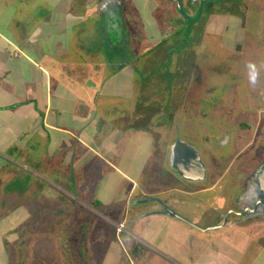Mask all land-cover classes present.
<instances>
[{
  "label": "crops",
  "instance_id": "obj_1",
  "mask_svg": "<svg viewBox=\"0 0 264 264\" xmlns=\"http://www.w3.org/2000/svg\"><path fill=\"white\" fill-rule=\"evenodd\" d=\"M174 6L0 0V264H34V244L54 248L52 226L72 233L75 221L91 226L67 239L89 242L83 264H264V220L234 225L208 217L214 180L184 181L163 162L174 144L167 148L156 130L168 122L165 113H180L195 62L188 53L174 58L173 46L149 57L183 22H195L181 20ZM208 15L202 28L218 33L222 24L227 49L244 47L255 27L264 30V10ZM259 65L264 72L263 57ZM226 81L238 77L228 73ZM254 90L251 98L264 93ZM46 187L68 200L43 197Z\"/></svg>",
  "mask_w": 264,
  "mask_h": 264
},
{
  "label": "rangeland",
  "instance_id": "obj_2",
  "mask_svg": "<svg viewBox=\"0 0 264 264\" xmlns=\"http://www.w3.org/2000/svg\"><path fill=\"white\" fill-rule=\"evenodd\" d=\"M225 1V6L218 5V0H211L210 4H215L216 2V10L220 9L221 11L224 10V12L230 11V7L232 9L235 8L234 10L239 11L240 14L243 12L246 13V11L253 13L264 10V0ZM205 7L206 5L204 6V11ZM208 19L209 15L204 13V17L201 19H196L194 23L190 22L188 25L186 24L183 30L177 36L166 41L165 45L160 46L159 49L156 47V49L150 52L152 55L149 57L160 58L156 55L160 54L161 56L166 46H173L175 47V50L173 51L174 58L181 57L183 53H188L190 56L189 58H194L195 80L197 82V80L204 79L205 85L203 86H205V95L211 92L212 96L204 98L199 106L201 109H196V111L200 112V115H197L196 113L195 115H192L195 120L193 123L195 129L194 133L189 130L190 136L187 139L188 141L192 142V146L199 153L202 159L208 163V184L212 183V179L216 176L217 171H223L226 168L227 174L224 177L223 184L219 186L216 191H219L221 188L222 195L227 197V207H229V205L232 207L233 205L234 208H239V204L243 201L244 204H253V197H251L252 195H249L251 188H253L254 185V181L252 179L254 174L260 170L262 164L264 163V116H262L263 119L260 121V125L257 126V129L250 130L251 134L255 132L257 133L256 135L254 134V140L244 153L240 151L244 143H235L234 138L232 143L223 146V144L221 145L222 141L218 140V137L223 132V128L226 129V127L231 125L230 122L232 119L236 120V117L239 116V119L241 114L244 115L243 113L237 111L239 108L236 107H240V109H242V107H247V105L251 104V102L254 100L251 97L255 94V86H251L248 83L247 68L246 66H243L242 63L244 61L247 62L252 58V62L257 64L259 71H263L262 65H259V58H264V30L259 28V26L255 27V33L251 38V41L248 42L247 35V40L245 41L244 47L237 45L235 53L232 54L230 51L225 50L221 43L220 31L223 27L222 24H220L221 30L218 33L217 30L206 32L204 28H202L203 23ZM217 25L218 23H216V26ZM191 31L192 36H189ZM182 44L187 46L183 47ZM241 51L244 52L243 55H241ZM241 56H243V59ZM240 69L246 70L245 76L238 74ZM220 70H223V72L227 75L228 73H234L238 77V82L233 83L231 90L227 91L226 95H230L227 97L224 96V86L217 85L214 88L218 81H211L213 78L218 77ZM160 71L166 72V69L160 68L158 72ZM262 75L263 79L261 83L257 84V86L261 85V89L264 90V72ZM207 87H209V89H207ZM240 88L243 89V92L239 93ZM190 103L191 106H193L194 103ZM227 104L232 107H229ZM229 108L234 109L233 111L236 112L227 115L226 111ZM254 119L256 120V118ZM236 133L237 132L232 135V138L235 137ZM180 135L181 137L185 136L181 133ZM246 136L247 133H245V137ZM212 158H217L219 162H211L210 159ZM222 161L223 163H221ZM226 161L230 163L227 166H224L227 164ZM242 162L243 164L240 166V163ZM244 176H246V178L245 180H242ZM248 178L250 179L251 183L247 185ZM246 185L248 187L249 193L246 192ZM45 191L46 192L43 193L44 196L42 195L43 197L50 196V198H57L58 195V197L68 200V197L63 193L59 191L52 192L53 190H51V187H46ZM232 217L235 218L234 214H232ZM56 226L57 227L52 226V235L50 236L52 240L51 243L54 248L51 249L49 247L50 249H48L44 244L36 242L33 248L29 251L30 253H33L35 257H33V259L29 257L28 260L30 262L33 260L34 264H77L80 259V264L85 263L87 259L85 258V260H81L79 255H83V252L89 255V250L86 249V246L89 249V242H76L72 241V239L70 241L67 239L72 237L75 238V234H83L84 232H87L88 229L91 230V226L88 227L81 224L79 221H75L72 222V233L69 232L70 228H68V231H62L60 235L57 234L60 226ZM65 232L72 234V236H68V234ZM114 232L115 236L118 235L116 226H114ZM123 233V231L120 232L118 238H123ZM58 246L61 250V253L58 250ZM43 250H45L44 255L42 252ZM27 254L30 255L28 252ZM73 256H75L74 259ZM91 261H93V259H91Z\"/></svg>",
  "mask_w": 264,
  "mask_h": 264
},
{
  "label": "flooded vegetation",
  "instance_id": "obj_3",
  "mask_svg": "<svg viewBox=\"0 0 264 264\" xmlns=\"http://www.w3.org/2000/svg\"><path fill=\"white\" fill-rule=\"evenodd\" d=\"M177 1L180 3V5H178ZM210 1L211 0H172V3H174V5H175L174 7L176 9V12L178 13L181 20H184V21L194 20V21H196V19H201L202 17H204V13L208 14L211 10L216 9V2H215V4H210ZM222 1L223 0H218V5L225 6L226 1L225 0L223 2ZM205 5H206V7H205V11H204ZM218 7H220V6H218ZM230 8H229L230 11H228V12L240 14L239 11L234 10L235 8L234 9H232V8L230 9ZM218 11H221V10L218 9ZM222 12H224V10ZM183 23H184V25L182 27V30L186 24L188 25L187 22H183ZM205 31L211 32L212 30L206 29ZM221 42H222V40H221ZM237 44L239 45V43H237ZM237 44L235 46H233V49L232 48L227 49V48H225V46L223 48H225V50L230 51L232 54H234L236 51ZM172 55H173V51H172ZM226 77L228 78V75L226 73H224L223 70H220L218 77L213 78L211 80V81H218V83L214 86V88L217 85L218 86L219 85L224 86L226 84H233V83H229L228 81H226ZM231 77H233V79L235 78L234 75H231ZM188 84L190 86V91H189V93L186 94L187 95L186 100L183 97H182L183 99H180V100H183V102L186 101L184 104L182 102L180 113L173 114V115H171L170 113H165L164 117L166 118V120H168V122L167 123L162 122L161 124L164 125V127L160 131L156 130V133L158 136L161 135V137L168 140V143L166 145L167 148H171L170 146L172 144H175L177 138H179V140H186L187 144L192 146V142L188 141V139H187L190 136L189 130L194 133V129H195V127L193 126V123L195 122V120H194L192 115L193 114L195 115V113L197 115H200V112L196 111V109L197 108L201 109V107H199V106H200V103H202L204 98L212 96L211 92L205 95V86H203V85H205L204 79L197 80V82H196L195 71H193L192 78L188 82ZM228 86L229 85H227V87H224V92H225L224 96L225 97L230 96V95H226L227 91H229L227 89ZM207 89H209V87H207ZM190 102L194 103L193 106H191ZM227 105L229 107H232L229 104H227ZM233 110L234 109L229 108L226 111L227 115L236 112ZM243 114L244 115L241 114L239 119H238L239 116L236 117V120L232 119L230 122L231 125L226 127V129L223 128V130H222L223 132L218 137V140L222 141L221 145L223 144V146L227 145V144L229 145L230 143H232V140L234 138H235V143H240V142L242 144L244 143L243 147L240 149V151L242 153H244L248 149V147L251 145V143L254 140V137L257 133V132H255V133L251 134L250 130L251 129H254V130L257 129V126L260 125V121H262V119H263L260 112L259 113L256 112L253 114L252 113L248 114L247 112H243ZM254 118H256V120ZM171 120L173 121V123L169 122ZM208 123H209V121H208ZM213 124H215V123H213ZM235 132H237V133H236L235 137L232 138V135L235 134ZM180 133L185 135V136L181 137ZM245 133H247L246 137H245ZM225 138H227L226 143H224ZM174 147L175 146L173 145L172 149H170L171 152H173L172 151L173 149L175 150ZM180 149H182V147ZM210 160L213 163L219 162V160L217 158H212ZM163 162L167 166L168 161H167L166 157H165ZM221 163H223V161ZM229 163L230 162H227V164L224 166H227ZM167 168H169V167L167 166ZM166 170H169V169H166ZM170 170H173V169H170ZM226 174H227L226 168L223 171H217L216 176L213 178L215 183L213 182L211 185L214 186V184H215L214 188L216 186L217 187L221 186L223 184L224 177ZM193 178H196V177H193ZM192 180L193 179H191L190 181H192Z\"/></svg>",
  "mask_w": 264,
  "mask_h": 264
},
{
  "label": "water",
  "instance_id": "obj_4",
  "mask_svg": "<svg viewBox=\"0 0 264 264\" xmlns=\"http://www.w3.org/2000/svg\"><path fill=\"white\" fill-rule=\"evenodd\" d=\"M177 3L178 5H180L178 1ZM262 79H260L259 83H261ZM260 94H258V97L252 98L254 100L251 102V104H248L247 107H244L242 110L245 111V110H249L250 108L254 112L260 111L261 115L264 116V93H262L261 95ZM174 146H175L174 147L175 150L173 149L172 150L173 152H171L170 150L168 151L169 154L167 158L168 159L167 165L169 167L171 166L172 169L176 171L179 179H182L184 181L193 179V181L195 182L198 181L197 182L198 184L200 182L202 184H206L209 180L207 175L208 163H206L205 160L202 159V157L199 155V153L195 150L193 146L187 144L186 140H179V138H177ZM181 147L182 149H180ZM242 164L243 162L240 163V166H242ZM243 178L242 180H245L246 176H244ZM252 180L254 181V185L253 188H251L250 193L248 192V187H247V185L251 183L249 178H248V183L246 185L247 187L246 192H248L249 195L250 196L252 195L251 197H253L252 205L244 204L243 201L242 203L239 204V208L237 207L234 208L233 205L232 207L231 205L227 207L226 205L228 204L226 202L227 197H225V195H222L220 188V190L217 193V197L214 199V201H216L214 208L211 207L212 209L209 210L210 214H208V217L216 214L217 215L216 219L217 218L218 219L220 218V220L222 219V223L230 222L234 225L235 224L240 225L247 222H256V221L264 220V163L262 164L260 170H258L254 174ZM163 207H164V211L167 212L168 214L182 218L180 215H178L174 210L170 209L169 207L167 206H163ZM232 214H234L235 218L232 217ZM201 218L203 219V217ZM220 225H215V226H220Z\"/></svg>",
  "mask_w": 264,
  "mask_h": 264
},
{
  "label": "clouds",
  "instance_id": "obj_5",
  "mask_svg": "<svg viewBox=\"0 0 264 264\" xmlns=\"http://www.w3.org/2000/svg\"><path fill=\"white\" fill-rule=\"evenodd\" d=\"M246 68H247L248 83L251 86H257L259 81V69L257 67V64L252 61H248L246 64ZM226 142H227V138H225L224 143Z\"/></svg>",
  "mask_w": 264,
  "mask_h": 264
},
{
  "label": "built area",
  "instance_id": "obj_6",
  "mask_svg": "<svg viewBox=\"0 0 264 264\" xmlns=\"http://www.w3.org/2000/svg\"><path fill=\"white\" fill-rule=\"evenodd\" d=\"M116 228H117V234H120V232H122L125 228L124 223L123 222L117 223Z\"/></svg>",
  "mask_w": 264,
  "mask_h": 264
}]
</instances>
